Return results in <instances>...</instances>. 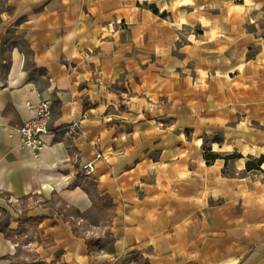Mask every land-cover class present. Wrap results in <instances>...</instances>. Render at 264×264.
<instances>
[{
  "label": "crops",
  "instance_id": "obj_1",
  "mask_svg": "<svg viewBox=\"0 0 264 264\" xmlns=\"http://www.w3.org/2000/svg\"><path fill=\"white\" fill-rule=\"evenodd\" d=\"M251 2L0 0V264L25 230L34 263L264 264ZM41 97L35 151L16 128Z\"/></svg>",
  "mask_w": 264,
  "mask_h": 264
},
{
  "label": "built area",
  "instance_id": "obj_2",
  "mask_svg": "<svg viewBox=\"0 0 264 264\" xmlns=\"http://www.w3.org/2000/svg\"><path fill=\"white\" fill-rule=\"evenodd\" d=\"M50 99L41 97L38 104V112L34 118L29 120H25L22 124H20L16 131L20 136L21 146L29 147L33 150H38L42 144H44L40 136L42 134L48 133V122L51 116V108H50ZM94 170V166L92 162H87L82 165L81 172L82 174L89 176L92 174ZM12 202H18L16 199L12 200ZM20 234H14V238H17ZM18 245L17 243H15Z\"/></svg>",
  "mask_w": 264,
  "mask_h": 264
},
{
  "label": "rangeland",
  "instance_id": "obj_3",
  "mask_svg": "<svg viewBox=\"0 0 264 264\" xmlns=\"http://www.w3.org/2000/svg\"><path fill=\"white\" fill-rule=\"evenodd\" d=\"M247 7H251L252 2L251 0H246V4ZM254 6H257L260 10H264V0H259V3L254 4ZM258 18L262 21H264V14L263 15H259ZM261 30H264V27L261 28ZM19 236L17 238H13L14 242L13 243H17L18 247L17 248H23L22 250L24 251L23 254L21 253V257L19 254V258L17 260H13L11 264H49V263H44V262H32L34 259L28 255V250H30L31 248H33V244H30L29 241L32 239L33 241H37L36 237H38V234L35 236V238H33V232L32 230H25L22 232H19ZM25 234V235H24ZM42 243V242H41ZM32 246V247H31ZM32 250V249H31ZM17 257V256H16Z\"/></svg>",
  "mask_w": 264,
  "mask_h": 264
},
{
  "label": "trees",
  "instance_id": "obj_4",
  "mask_svg": "<svg viewBox=\"0 0 264 264\" xmlns=\"http://www.w3.org/2000/svg\"><path fill=\"white\" fill-rule=\"evenodd\" d=\"M215 154H207V152H205V158H206V161L209 162L211 160H213L215 158ZM262 163H264V156H260L256 163H253V162H247L246 163V167L247 169H251V168H257L259 165H261Z\"/></svg>",
  "mask_w": 264,
  "mask_h": 264
}]
</instances>
